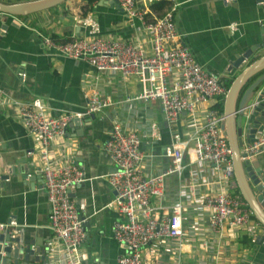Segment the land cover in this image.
<instances>
[{
    "label": "crops",
    "instance_id": "0c3cea01",
    "mask_svg": "<svg viewBox=\"0 0 264 264\" xmlns=\"http://www.w3.org/2000/svg\"><path fill=\"white\" fill-rule=\"evenodd\" d=\"M13 5L35 0H0ZM112 0H65L27 14L0 12V223L15 220L13 229L22 237L21 244L33 248L47 247L54 236L49 227V202L44 178L39 171L37 142L26 129L13 101L41 98L54 115L74 114L84 122L67 127L65 136L55 141L51 154L60 161H77L85 169L86 180L70 190L71 198L85 218L86 236L82 241L81 264H119L123 253L113 238L112 228L123 217L116 207L107 206L114 197L107 175L114 165L104 151L113 126L135 131L142 140L144 158L141 173L153 176L171 165L166 148L175 135L186 139L194 131V122L202 116L182 114L175 123L166 125L157 100L125 101L141 90L136 76L123 77L119 72L97 71L87 62L71 58L44 44L41 36L65 42L88 36L77 19L90 16L103 36L134 43L150 52V36L138 18L128 16ZM165 2L158 4V2ZM178 3L175 26L181 41L196 61L224 82H231L245 67L264 55V4L258 0H160L149 6L146 19L160 16L169 4ZM256 46L237 66L238 56ZM24 74V75H22ZM24 76V77H22ZM96 88L112 104L99 112L85 115L87 90ZM223 100V99H222ZM157 125L152 135L151 125ZM33 154L27 152L32 151ZM264 162V150L258 153ZM186 164V161H184ZM76 163V164H77ZM10 165L9 172L6 171ZM15 168V171L12 170ZM229 182L212 162L186 164L180 174H167L162 194L151 196L153 213L164 216L176 200L183 202V234L149 243L143 251L146 264H264V227L250 218L255 226V241H242L251 236L244 230L234 233L210 232L208 211L192 201L202 192L216 191ZM240 194L238 186L229 189ZM258 238L260 241H257ZM262 240V241H261ZM49 259L17 264H62V250H47ZM37 255L41 256L36 252ZM13 264V262L7 263Z\"/></svg>",
    "mask_w": 264,
    "mask_h": 264
},
{
    "label": "built area",
    "instance_id": "2783aa9c",
    "mask_svg": "<svg viewBox=\"0 0 264 264\" xmlns=\"http://www.w3.org/2000/svg\"><path fill=\"white\" fill-rule=\"evenodd\" d=\"M160 0H116L130 17L138 18L150 36V52L134 43L103 36L98 23L90 16L78 20L85 26L88 36L69 41H55L41 36L44 44L63 54L87 62L97 71L119 72L123 77L136 76L141 90L134 100H157L167 125L182 115L202 116L194 122V131L186 139L175 135L173 144L166 148L171 165L165 172L153 176L141 173L144 158L141 137L135 131L125 132L118 124L113 126L104 144V151L114 165L107 180L114 191L107 206L116 207L122 215L113 224L112 235L123 253L117 257L119 264H146L144 248L151 242L161 244L165 239L180 238L183 234V209L181 200L170 206L164 216L153 213L151 196L161 195L163 179L167 174H180L186 164L212 162L228 178L231 150L221 129L223 113L217 107L226 92L223 79L205 70L184 44L175 26L174 13L178 3L172 2L164 12L153 19H146L149 6ZM232 1V0H227ZM261 3V2H259ZM24 75V74H22ZM24 77V76H22ZM85 115H91L112 104L109 97L101 96L96 88L87 90ZM1 102V99H0ZM23 119L24 126L37 139L39 171L44 178L49 202V227L54 236L48 242L49 251L62 250V264H81L84 259L82 241L86 236L85 218L69 192L87 178L85 169L73 161H60L51 154L55 141L65 136L68 123L74 114H52L41 98L31 101H13ZM152 135L157 125H151ZM264 146V136L244 144L242 152L256 155ZM33 154V150L27 152ZM186 161V164L185 162ZM10 165H7L9 167ZM237 183L221 185L216 191L202 192L192 205L208 211L210 232H236L244 229L255 241V226L250 223L252 210L239 194L230 193ZM16 221L0 223V232L17 233ZM48 255V253H47ZM49 259V255H48Z\"/></svg>",
    "mask_w": 264,
    "mask_h": 264
},
{
    "label": "water",
    "instance_id": "95a60500",
    "mask_svg": "<svg viewBox=\"0 0 264 264\" xmlns=\"http://www.w3.org/2000/svg\"><path fill=\"white\" fill-rule=\"evenodd\" d=\"M59 1L61 0H35L13 5H7L0 1V12L27 15L51 7ZM65 1L69 3V0ZM110 2L116 3V0ZM258 2L264 4V0H258ZM262 45L264 42L257 47ZM255 47L251 46L238 56L232 66H237V62L240 64L244 61ZM223 100L224 120L221 123V129L231 150V165L228 167V171L234 176L239 191L253 215L264 227V162L261 161L258 154L242 159L247 156L242 152L243 145L264 136V55L245 67L230 82ZM243 117L245 122H243ZM84 120L85 118L76 116L68 123L67 127L77 126ZM263 150L264 146L260 151ZM10 168V166L6 167V171L9 172ZM12 170L15 171V168ZM7 177L8 174H3L0 178L7 179ZM251 184L254 185V188ZM69 195L71 196V194ZM257 241L260 239L258 238ZM21 242H23L22 237H18L15 233L12 235L9 232H0V264L10 262L17 264L21 259L26 263L33 260L45 263L48 260L47 247L33 248L31 244H21Z\"/></svg>",
    "mask_w": 264,
    "mask_h": 264
},
{
    "label": "trees",
    "instance_id": "16d2710c",
    "mask_svg": "<svg viewBox=\"0 0 264 264\" xmlns=\"http://www.w3.org/2000/svg\"><path fill=\"white\" fill-rule=\"evenodd\" d=\"M163 4V3H165L164 1L162 2H158V4ZM226 85H227V88L229 87V85H230V81L229 82H227L226 83ZM248 85V83L246 84V86ZM223 102H224V100H221L220 102H218V104H217V107H218V109H219V111L221 112V113H223ZM241 197H242V195H241V193L239 194ZM243 198V197H242ZM251 218L252 219H254V220H256V218H255V216L253 215V213L251 214ZM242 241H244L245 243H247V244H249V243H251V239L250 238H245V239H243Z\"/></svg>",
    "mask_w": 264,
    "mask_h": 264
},
{
    "label": "rangeland",
    "instance_id": "374dc122",
    "mask_svg": "<svg viewBox=\"0 0 264 264\" xmlns=\"http://www.w3.org/2000/svg\"><path fill=\"white\" fill-rule=\"evenodd\" d=\"M243 122H245V118L243 117ZM251 186L254 188V185L253 184H251Z\"/></svg>",
    "mask_w": 264,
    "mask_h": 264
}]
</instances>
